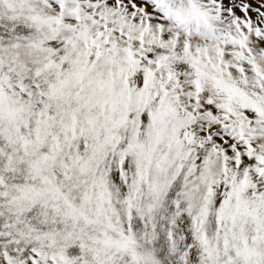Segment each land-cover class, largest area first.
I'll return each mask as SVG.
<instances>
[{"label": "snow or ice", "instance_id": "snow-or-ice-1", "mask_svg": "<svg viewBox=\"0 0 264 264\" xmlns=\"http://www.w3.org/2000/svg\"><path fill=\"white\" fill-rule=\"evenodd\" d=\"M0 264H264V0H0Z\"/></svg>", "mask_w": 264, "mask_h": 264}]
</instances>
